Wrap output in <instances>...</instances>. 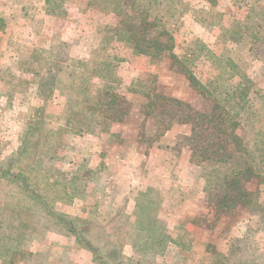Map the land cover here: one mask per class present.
I'll use <instances>...</instances> for the list:
<instances>
[{"label":"trees","instance_id":"1","mask_svg":"<svg viewBox=\"0 0 264 264\" xmlns=\"http://www.w3.org/2000/svg\"><path fill=\"white\" fill-rule=\"evenodd\" d=\"M64 1L43 3L54 14L52 10ZM84 2L89 11L117 18L115 27L108 29L109 35L101 43H114V48H127L133 55L154 62L169 61L179 68L188 86L209 102L207 112L194 111L187 103L160 94L153 87L141 93L139 114L143 120L154 118L162 123L160 133L152 141L173 123L190 128L185 145L190 152L189 161L202 167V191L208 213L215 222L227 221L231 215L236 220L241 216L255 220L257 228H248L242 237L256 240L264 234V91L254 87L243 68L246 63L228 53L210 51L186 23L208 35L219 30L218 38L248 48L253 61L264 65V0ZM232 8L244 10L245 15L227 29L220 23ZM4 29L5 19L0 14V31ZM66 45L52 47L44 60L33 55L24 61L35 66L19 68L20 62L13 69L36 76V81L32 99L26 101L34 102V107L25 102L32 112L17 133L16 147L0 159V264H46V257L43 261L31 248L48 233L86 250L93 264H124L123 251L127 246L138 249L148 259L144 264H158V258L164 257L170 246V236L165 227L159 229L162 223L149 200L155 194L152 188H147L131 213L121 210L116 217L101 222H96L95 217H73L56 209L57 204L76 199L81 182L95 179L93 176L104 171L106 165L90 167L88 158L76 163L77 153L68 150L62 157L68 167L57 165L59 174L54 175L50 163L61 164V157H56L60 140L55 136L62 133L81 137L94 129H105L110 125H104L106 121L117 119L118 114H111L122 98L117 92L120 80L112 61L98 56L99 51L94 57L82 59ZM63 46L69 52L67 57ZM200 59L213 68V75L204 81L193 73V65ZM64 92L66 103L60 117L63 123L51 130V103L57 93ZM4 97L12 98L7 92H0V100ZM39 222L42 231L33 227ZM102 226H113L114 231L101 236L98 231ZM39 232L43 235L40 238L35 236ZM254 240L234 238L228 253L241 252L243 249L237 244L246 242V253L257 264H264V254Z\"/></svg>","mask_w":264,"mask_h":264},{"label":"rangeland","instance_id":"2","mask_svg":"<svg viewBox=\"0 0 264 264\" xmlns=\"http://www.w3.org/2000/svg\"><path fill=\"white\" fill-rule=\"evenodd\" d=\"M46 7L43 0H0V14L5 19V29L0 31V92L12 96L0 100L3 105L0 110L4 111L0 113V159L9 156L16 147L17 133L32 112L26 104L34 107V102L26 101L32 99L36 76L13 69L20 62L19 68L35 66L24 61L33 55L44 60L61 43L70 46L74 56L79 54L82 59L94 57L99 51L98 56L115 64L114 72L120 80L117 92L122 98L117 101L115 113L111 114V117L118 114L117 119L106 121L104 125H110L105 129H94L81 137L62 133L55 136L54 139L60 140L56 157H61V164L52 161L50 166L57 176V165L68 167L62 157L71 150V154L77 153L76 163L88 158L92 162L90 167L104 163L106 169L89 182L84 179L77 198L57 204V211L83 219L95 217L96 222H101L116 217L121 210L131 213L147 188H152L155 194H151L149 200L156 207L162 223L159 229L165 227L170 236V246L165 256L158 258V264H257L246 253V242L237 244L243 249L241 252L228 253L232 239L254 240H246L242 234L248 228L256 229L257 222L247 216L236 220L234 215L227 221L215 222L205 207L203 170L189 161L190 152L185 145L190 128L173 123L168 131L152 141L160 133L162 123L154 118L143 120L139 114L141 93L153 87L160 94L187 103L194 111L207 112L209 102L188 86L179 68L169 61L154 62L133 55L127 48H114V43H101L100 40L109 35L108 29L117 23L114 15L89 11L84 0H65L59 8L52 10L54 14ZM244 15V10L232 8L220 24L231 29L243 20ZM186 25L195 30L210 51L228 53L246 63L243 68L254 87L264 91V65L253 61L248 48L221 40L217 37L219 30L208 35L190 22ZM68 54L65 50L64 57ZM193 73L204 81L213 75V68L200 59L193 65ZM65 103L66 93H57L50 107L52 124L49 129L55 130L63 123L60 117ZM261 201L264 202V198ZM102 224L105 226L106 223ZM41 226L39 222L33 227L42 231ZM103 226L98 231L101 236L114 231L113 226ZM40 235L39 232L35 236L40 238ZM254 241L264 254V234ZM208 246L212 248L209 250ZM31 251L43 261L46 257V264H93L86 250L54 233L45 235ZM140 255L138 249L127 246L123 251V262L144 264L145 259L148 261Z\"/></svg>","mask_w":264,"mask_h":264}]
</instances>
